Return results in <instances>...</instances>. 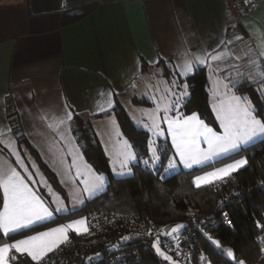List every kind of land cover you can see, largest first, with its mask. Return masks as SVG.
Returning a JSON list of instances; mask_svg holds the SVG:
<instances>
[{
  "label": "crops",
  "instance_id": "1",
  "mask_svg": "<svg viewBox=\"0 0 264 264\" xmlns=\"http://www.w3.org/2000/svg\"><path fill=\"white\" fill-rule=\"evenodd\" d=\"M229 22L223 0H0V140L4 141L0 143V167L15 168L53 213L35 225L79 210L88 200L84 195L77 209L57 212L36 182L39 173L45 176L31 149L58 180L65 175L71 178L76 169L84 177L86 167L92 168L77 139L74 116L91 125L106 156L112 150L123 154L127 146L131 147L121 134L112 108L118 101L137 127L128 108L153 106L145 97L153 85V71L159 70L161 77L177 89L186 85L182 81L195 69L205 68L209 101L212 96L223 99L225 95H236L234 87L246 80L264 81L260 75L264 72V48L260 46L264 0L256 10L243 15L236 32H228ZM205 51L228 55L219 61L209 56L205 64H199L196 57ZM185 61L191 62V71L185 70ZM133 100L147 104L135 105ZM180 107H174L176 113L169 118L182 117ZM68 113L72 114L70 120ZM142 122L147 124L145 116ZM218 129L217 133L222 134ZM165 132L175 146L172 134ZM9 142L10 147L6 146ZM1 192L4 201L2 188ZM3 210L2 206L0 212ZM77 220L85 221V217L40 232ZM84 226L74 225L80 229L79 235L85 233ZM67 235L78 234L69 229ZM58 237L53 233L45 239ZM13 250L32 260L26 252Z\"/></svg>",
  "mask_w": 264,
  "mask_h": 264
},
{
  "label": "trees",
  "instance_id": "2",
  "mask_svg": "<svg viewBox=\"0 0 264 264\" xmlns=\"http://www.w3.org/2000/svg\"><path fill=\"white\" fill-rule=\"evenodd\" d=\"M159 65H163V62ZM169 76L166 70L165 77ZM182 82L187 85L189 97L181 105L179 113L182 116L197 113L208 126L218 130L217 122L209 107L206 69H195L193 74ZM234 91L238 95L247 97L253 106L254 116L264 122V90L259 92L256 83L246 80L236 85ZM133 103L147 104L143 100H133ZM112 113L122 136L137 158V163L131 167L132 175L122 179L112 177L105 152L96 139L91 125L79 116H74L73 124L86 161L96 172L107 177L105 191L87 200L79 210L61 214L51 221L7 236L0 231V245L11 243L67 220L85 216L88 212L116 211L136 215L159 225L184 222L185 232L190 236L189 243L197 251L194 255L196 263L203 254L204 264H237L241 259L246 264H264V252L261 251L264 248V228L258 226V224L264 225V139L201 167L180 170L163 178L162 170L173 154L170 144L165 140L157 141L159 165L150 169L147 165H143V162L149 159L147 148L149 133L137 128L131 122L118 101H115ZM31 151L50 185L66 199L65 191L57 177L39 159L38 154L32 149ZM241 158H246L247 164L233 172L230 178L200 188L193 183L194 178L204 172ZM2 206L3 196L0 188V211ZM222 212H226L230 217L231 226H225L220 221ZM79 238V235H70L68 238L75 247L66 249L65 243L59 247L64 248L69 254V264H85L79 260V250H74L78 247ZM213 241H219V246ZM221 249H224V252H220ZM227 249L233 251L236 259L229 258ZM97 250L99 249H92L89 252ZM135 251L138 254V261L132 264H167L146 249L139 247ZM53 255L54 253L44 257L39 264ZM10 262L37 264L27 256L16 253L12 254ZM96 264L105 263L100 261Z\"/></svg>",
  "mask_w": 264,
  "mask_h": 264
},
{
  "label": "snow or ice",
  "instance_id": "3",
  "mask_svg": "<svg viewBox=\"0 0 264 264\" xmlns=\"http://www.w3.org/2000/svg\"><path fill=\"white\" fill-rule=\"evenodd\" d=\"M245 2H248V0H245ZM236 39L239 40L242 38L236 37ZM221 43L224 42L221 41ZM228 43L232 42L229 41ZM260 46L264 48V34H261ZM226 55H228L227 52L212 55L205 51L203 55H198L196 60L199 64H205L209 56L211 60L219 61L224 59ZM261 55L264 56V51L261 52ZM251 63L255 62L252 61ZM183 66L186 71H191L192 64L190 61H185ZM260 75L264 77V72H261ZM183 87L185 91L182 95H187V85ZM214 110L217 111L218 118L221 121V126L223 127L222 134H218L212 128L205 125L197 113L167 119L168 130L172 134L176 151L185 167L190 168L193 164L204 163L205 161L211 160L212 157L236 152L241 145L248 144L258 135H264V122L258 120L251 113L246 101L242 100L240 96L234 94L225 95L223 99L219 100ZM164 111H167V108ZM71 116V113L67 114L69 120ZM63 122L62 120L60 121L61 124ZM153 126L158 127L155 121L153 122ZM48 127L51 128L52 125L49 124ZM0 135H3V132H0ZM201 137H203L204 142L208 145L206 150L200 147ZM0 143H4V141L0 140ZM6 146L10 147L11 142ZM152 154L155 160H159L155 149L152 150ZM134 158L131 153H128L125 160ZM247 162L246 158L235 160L202 176L195 177L193 183L197 188H200L202 185L213 184L216 181H224L226 178H230L233 172L238 171L246 165ZM17 163H19V160H17ZM145 163L147 164V161ZM173 167L175 165L170 160L169 168ZM77 175L80 176L83 173L78 172ZM83 183L85 184L84 191L88 192L89 196L95 194L98 190H103V178L101 176L90 177L89 179H85ZM0 188L4 192V210L0 212V230L5 235L22 228H31L36 223L52 217L53 213L43 206L40 197L32 191L26 182V178L22 177L15 168H8L6 170L0 167ZM38 209L42 210L44 214L41 215ZM60 210L58 208L55 211ZM74 225H85L83 231L88 232L86 222L84 220H77L45 232L37 233L36 235L28 236L26 239L17 240L15 243H4L0 245V264H9V254L12 249H15L18 253L26 252L33 261L39 264L47 253L53 252L61 244L68 242L67 230L72 229L78 235L80 234V229L74 228ZM258 226L264 228V225L258 224ZM183 227L184 225L177 224L171 229V232H176ZM53 233L59 234V237L53 240L45 239ZM123 239L127 240L129 237H124ZM213 243L219 246V241H213ZM154 246L159 255L163 256L167 261H172V257L161 250L159 241ZM226 251L229 257L236 259L231 249H227ZM261 251L264 252V248ZM12 259H15V257H12ZM173 264H178V262H173ZM237 264H246V262L241 259L237 261Z\"/></svg>",
  "mask_w": 264,
  "mask_h": 264
},
{
  "label": "built area",
  "instance_id": "4",
  "mask_svg": "<svg viewBox=\"0 0 264 264\" xmlns=\"http://www.w3.org/2000/svg\"><path fill=\"white\" fill-rule=\"evenodd\" d=\"M223 2L230 20L227 30L234 33L243 15L256 10L260 0H249L246 3L239 0ZM84 217L88 232L79 235L78 247L74 250H79V260L85 264H96L100 261L105 264H132L138 261L135 250L139 247L156 254L154 245L157 241L161 250L180 264H204L203 254L199 262H194L197 251L189 243L190 236L185 232L186 225L178 233L165 237L164 225L149 222L136 215L116 211H92ZM220 221L225 226H231L230 217L226 212L220 214ZM124 237L129 239L125 240ZM64 245L66 249L75 247L70 240ZM92 249L99 250L90 253ZM220 252H224V249ZM42 264H69V254L64 248H58L54 255L44 259Z\"/></svg>",
  "mask_w": 264,
  "mask_h": 264
},
{
  "label": "rangeland",
  "instance_id": "5",
  "mask_svg": "<svg viewBox=\"0 0 264 264\" xmlns=\"http://www.w3.org/2000/svg\"><path fill=\"white\" fill-rule=\"evenodd\" d=\"M150 76H151L150 80L153 81V85L151 86L149 96L146 95L145 97H146V99H148L149 102H152V104H153L152 107H150V108H148V107H135L136 109H132V108L130 109V107L128 108V106H129L128 102L124 101V104L130 110V114H131L134 122L136 123L137 128L143 129L149 133V142H148V147H147L149 159L146 160L147 164L144 161L143 165H147L150 169H154L155 167H157L159 165V160H155L153 157V154H152L153 149H155V151H156L157 141L159 139H162V140H165L166 142H168L170 144V146L172 148V152H173V154L169 157V160L166 163L164 169L162 170V177L163 178L169 177V176L179 172L180 170H191V169L196 168V167H201L203 165H206L208 163H211L213 161H216V160L221 159L227 155L232 154V153H228V154H224V155L215 156V157H212L211 160L205 161L204 163L193 164L192 167H190V168L185 167L184 163L181 161V158L176 151V147L173 146L172 142L167 139L165 130H168V128L167 127L164 128L163 123L165 122V124L167 126L168 124L166 121H167V119H170L169 118V117H171L170 114L176 113V110H174L173 108L174 107L178 108L179 106H181L186 101V99L189 97L188 88H187V95H182V93H184V91H185V89L183 87L184 85L178 86L179 88H177V89L173 88L171 86L172 83L167 82L164 78L161 77V73L159 70L153 71L152 73H150ZM211 88H212V84H211ZM213 88H214V84H213ZM256 88L259 92H262L264 90L263 82H261V81L257 82ZM233 91H234V89H233ZM213 95H215V94H213ZM236 95H238V94H236ZM239 96H241V95H239ZM219 100H221L220 97L218 98V97L212 96L211 100L209 101V107L211 105V107H210L211 112H212L216 122L218 123V126L220 128V132L223 133V127L221 126V121L218 118L217 111L214 110L215 106L219 103ZM242 100H245L247 106L249 107V110L251 111V109H252V111H253V106L250 103V101L247 102L248 99L246 97ZM165 108H167V111H164ZM252 111H251V113H252ZM143 116H145L147 118V124H143V122H142ZM154 121L158 125V127L153 126ZM204 124L207 125L205 122H204ZM208 127H210V126H208ZM210 128H212V127H210ZM212 129L215 132L219 131V129L218 130H216L214 128H212ZM201 139H203V137H201ZM262 139H264V135H258L252 141H250L248 144L241 145V147L238 150H240L244 147H247L249 145H252L253 143L260 141ZM124 142H125L124 144H128V143H126V141H124ZM200 147L202 149L206 150L208 145L203 140V142H201V144H200ZM126 148L127 149H125L123 151V154L114 152L112 150L113 152L109 151V156L105 155L107 158V162H108V166H109V170L111 172V175L115 179H122V178L130 177L132 175V168L131 167L135 163H137V158H136L133 150L130 149L128 146ZM128 153H131L132 156L135 158L125 160V157L127 156ZM156 155L158 156L157 151H156ZM170 160L175 165V167L169 168V161ZM34 165L35 164L32 161V166H34ZM225 165L226 164L221 165L219 167H215L209 171L204 172L202 175H204L207 172H211L216 168L223 167ZM87 169L89 170L88 171L89 173H87ZM166 169H167V171H166ZM77 173H78V170L76 169L75 174L72 175L71 178L70 177L67 178V176L65 175L64 177L62 176V178H61L62 180H58L60 185L63 187V189L65 191V194L67 196V200L65 198H63L61 193L56 191L48 183V180H46L45 177H43L40 173L38 174V178H37L36 182H38L40 187L44 190L45 200L52 206V208L54 210L60 208L61 209L60 212H63V211L67 212V211L73 210L75 208L77 209V207H80L79 202H81V199H83L84 195L89 200V199H91L97 195H100L101 193H103L105 191L106 181H107L106 175H104L102 173H98L93 168H90L88 166L86 167V172L84 174V177H83V175L78 176ZM202 175H200V176H202ZM93 176H101L103 178V190H98L95 194L89 196V193L84 191L85 184L83 183V181L85 179H89L90 177H93ZM33 181H34V179H33ZM216 182H218V181H216ZM202 186H204V185H202ZM57 212H59V211H57ZM40 231H38V232H40ZM13 251L14 250L12 249L10 254H9L10 257L12 256ZM156 255L159 258H161L162 260H164L167 264H173V262H177L174 259H172V261L165 260L163 258V256H161L157 253V251H156ZM229 258L232 259V257H229ZM9 264H11V262H9ZM178 264H180V263L178 262Z\"/></svg>",
  "mask_w": 264,
  "mask_h": 264
},
{
  "label": "water",
  "instance_id": "6",
  "mask_svg": "<svg viewBox=\"0 0 264 264\" xmlns=\"http://www.w3.org/2000/svg\"><path fill=\"white\" fill-rule=\"evenodd\" d=\"M177 224H182L185 226L184 222L170 223V224L164 225L163 232H164L165 237H170V236H172V235H174L180 231V230H178L176 232H171V229ZM169 233H171V234H169Z\"/></svg>",
  "mask_w": 264,
  "mask_h": 264
}]
</instances>
